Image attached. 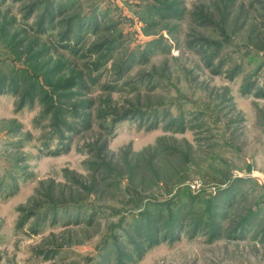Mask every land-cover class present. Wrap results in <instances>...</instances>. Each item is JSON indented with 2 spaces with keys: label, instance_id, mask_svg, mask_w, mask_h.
Returning <instances> with one entry per match:
<instances>
[{
  "label": "rangeland",
  "instance_id": "374dc122",
  "mask_svg": "<svg viewBox=\"0 0 264 264\" xmlns=\"http://www.w3.org/2000/svg\"><path fill=\"white\" fill-rule=\"evenodd\" d=\"M66 1L69 14L100 20L73 39L78 53L58 50L54 57L69 63L58 68L37 66L48 57L25 48L28 27L1 34L0 10V75L16 76L27 61L42 73L54 67L46 79L54 95L90 103L75 107L93 116L67 147L49 150L43 100L20 108L19 94L0 93V264H115L112 242L130 249L126 233L147 216L159 239L129 264H264V51L254 47L264 0ZM160 4L181 6L180 16L165 20ZM2 7L22 22L19 3ZM109 39L120 55L145 52L117 88L106 85L116 75L109 62L92 72L94 83L87 78L92 89L59 90L89 73L96 56L87 50ZM48 204L77 206L86 220L69 223L58 209L57 222L50 215L36 231L37 217L19 225Z\"/></svg>",
  "mask_w": 264,
  "mask_h": 264
},
{
  "label": "trees",
  "instance_id": "16d2710c",
  "mask_svg": "<svg viewBox=\"0 0 264 264\" xmlns=\"http://www.w3.org/2000/svg\"><path fill=\"white\" fill-rule=\"evenodd\" d=\"M7 1L9 0H0V10L5 14L4 21L2 23L1 34L12 36L11 34L15 32L13 34L15 37L16 33L20 32L14 31L15 28H21L20 26L28 27L30 33H27L28 35H26L24 39H20L21 42L26 45L25 48H30L33 51L38 49L36 53L40 52L43 54V57H48L44 63L37 62V66H49L52 65V63H56L57 68L64 66L66 62H62L61 60H58L54 57L58 50L61 47H65L68 48L70 52L78 53L81 49L75 47L73 39H75V43L78 44L83 37V34L96 30L99 25L98 23L100 16L95 12H91V14L82 18H78L76 13L69 14L68 11L72 8V4L69 5V1L66 0L55 3L51 0H11L14 3L20 4L19 13L23 16L21 19L22 22H18V26H16V17H9L10 10L8 8L5 9L2 7L7 3ZM173 5L160 4L158 7V10L161 11L159 12L161 17H163L165 20H169L173 16H180L179 11L182 7H176ZM260 27L261 29L258 31L257 40L254 43V47L262 52L264 51V21L260 23ZM30 38H33V41L27 43ZM162 40H160V43ZM48 43L51 44L49 47L50 49L47 47ZM102 46H108L107 51L103 52V50H101ZM113 46V42L109 39L102 40L99 47L96 46L90 50L88 49L87 51L89 52V56H96L93 57L94 61L90 62L91 68L89 69V73L87 75L82 73V79L79 81L78 78H72V80L66 81L62 85L57 84L60 86L59 90L78 88L88 91L92 89L90 83H87V78L89 77L92 83H94L96 78L95 76L93 77L92 72L98 71L99 73V71L103 67L107 66L109 62H111L112 69L116 71V75L112 77L113 80L108 82L106 85L110 91L116 89L118 83L122 80V78H124L128 72V69L133 65L134 61L131 60H140L142 58L141 53L144 54L145 52L132 50L129 55L128 51H126L124 54L121 53L120 55L118 52L122 50V47H118L116 49V47ZM165 48L166 46H162L163 50H165ZM114 49L115 51H113ZM85 56L87 57L88 54ZM32 58L33 56L30 57V59ZM68 65L69 63H66V66ZM54 70V67H52V69L48 70L46 73H42V71L38 70V68L32 67L30 61H27L26 65L18 67V73L16 76L10 78L5 72L0 75V93L12 91L16 94H19L20 108L27 106V104H33L36 98H41L44 103L43 108H45V111L40 119L48 120L49 125L52 126V131L44 137L45 141L47 142L45 144L46 146L48 145V148H50L49 150L56 149L59 152L61 149H64L70 144V139L73 136L78 135L80 132L86 131L92 127L93 116L91 111L88 110L83 112L79 111L78 108L75 107L78 106L80 108H88L90 107V103H86L84 105L75 103V106H70L59 101V96L54 95V90L56 91L58 89H55L50 85L48 87L46 80L48 77H52L54 75ZM31 71L35 72V74H33ZM72 92L73 93L68 92L66 97L77 95L74 94L77 93L76 90H72ZM83 93V91L79 93L78 97H80V94ZM122 116L127 117L129 115ZM119 119L121 118H118V120ZM106 126L110 127L111 124L106 123ZM53 142L54 146L52 147L51 144ZM0 183H2V181ZM224 190L225 189H221L220 191ZM217 197L218 195L214 198ZM58 209H63L65 211V215L68 216L69 223L73 221L76 222L78 220L84 222L86 220L83 211L77 206H71L70 209H67L66 207L58 208L48 204L35 205L31 207L19 225H21L23 222L25 223L26 221L27 224L31 222L27 220L32 218L31 216H34V218L37 217V219H35L29 225L34 229V231H36L40 228V226L46 224L49 221L50 215H52V222H57ZM142 215L144 217L145 214L143 213ZM216 217L217 216L213 215L214 219ZM145 218L147 219L146 223L144 221H139L136 223V226H130V234L126 233V243H129V246L131 247L130 249H125L122 246L119 241V237H116V239H114L112 242L114 244V248L113 250L111 248V250L114 251L116 256L114 259L115 264H129L130 262L139 259L145 250L150 247L152 244L151 242L158 241V230L160 227L156 224L157 219L151 216H147ZM175 220L177 221L179 219H176L175 216L172 218V221L174 222ZM212 224H214V222ZM171 228H173V226H171L167 231H171ZM134 238H141L142 240L139 239L141 242L138 243L137 240L134 241ZM143 245H145V247ZM125 261L127 262L125 263Z\"/></svg>",
  "mask_w": 264,
  "mask_h": 264
}]
</instances>
